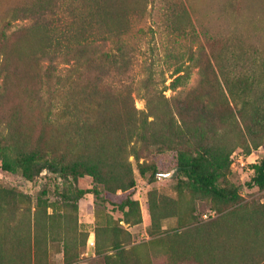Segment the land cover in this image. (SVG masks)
<instances>
[{
	"label": "trees",
	"instance_id": "1",
	"mask_svg": "<svg viewBox=\"0 0 264 264\" xmlns=\"http://www.w3.org/2000/svg\"><path fill=\"white\" fill-rule=\"evenodd\" d=\"M164 1L171 9L167 13V44L157 41L154 31L153 39L137 42L132 38L133 33L143 34L145 29L139 25L133 31L135 22L157 17L159 4ZM176 9L172 0H31L14 6L0 27V40H7L13 21H28L29 40L24 53L35 60L41 71L38 93L40 100L45 97V119L52 129L58 127L63 131L64 144L48 153L37 146L19 150L3 125L0 127L2 169L19 173L28 180L44 170L61 178L89 175L111 191L133 193L136 180L131 157L137 161L142 175L148 170L155 175L156 166L140 162L144 154L154 149L175 150L178 170L206 195L233 199L234 195L221 188L218 181L230 167L231 154L237 148L250 153L262 144L264 123L256 120L255 109L252 111L250 105L263 104L264 100L248 97L253 86L238 94L243 105L231 123L238 140L228 142L223 138L227 131L225 127L220 131L221 124L213 118L214 104H223L229 97L218 74L210 62L202 60L200 48L181 52L168 45L189 34L186 27L180 26L181 21L190 18L189 9ZM97 43H110L114 49L102 55L90 53L88 50ZM138 56L144 71L142 78L135 84L109 83L111 77L126 75L139 60ZM10 61L9 52L2 47L0 96L7 89ZM193 66L200 71L198 89L185 95L176 94L189 79ZM89 69L93 81L82 85L84 71ZM168 78L171 80L167 83ZM169 89L171 95L166 93ZM135 93L145 99V109L136 107ZM62 109L64 114L59 115L58 110ZM256 131L258 135L249 136ZM251 167L254 175L247 185L264 188V158ZM89 192L98 193V190L81 189L79 197ZM135 204L129 195L117 206L128 215L126 207L134 210ZM226 216L233 220L227 229L232 233L227 232L226 236L235 239L237 234L240 243L247 240L241 246L243 249L232 254L222 249L216 252L209 230L211 223H198L189 230L195 249L188 250L185 259L197 264H264V203L254 208L242 204ZM221 234L217 233V237ZM217 243L218 247L222 246L220 240ZM34 245L35 236L29 234L27 247L19 252H9L0 246V264H35ZM78 245L75 243L71 252L68 248L64 251L65 264L78 259L81 253ZM122 246L115 242L107 246L108 251L115 250L119 259L113 264H129ZM168 256L171 261L173 253L169 252Z\"/></svg>",
	"mask_w": 264,
	"mask_h": 264
},
{
	"label": "rangeland",
	"instance_id": "2",
	"mask_svg": "<svg viewBox=\"0 0 264 264\" xmlns=\"http://www.w3.org/2000/svg\"><path fill=\"white\" fill-rule=\"evenodd\" d=\"M28 2L31 0H0V27L14 6ZM172 2L176 10L189 9L190 18L180 22L189 34L168 45L181 52L201 49L202 60L210 62L229 97L223 104H214L213 118L221 124L220 131L226 128V134L222 135L225 140H238L231 123L237 119L238 109L243 105L239 96L247 86H253L248 97L264 100V0ZM169 6L164 1L159 4L157 17L141 23L137 20L133 31L141 25L145 32L135 31L132 38L137 42L143 38L150 40L154 38V31L157 41L166 45ZM27 22L25 19L13 21L7 40H0V50L3 47L11 56L7 89L5 95L0 96V127H6L19 150L37 146L48 153L63 146L64 133L58 127L52 129L46 122L45 97L40 100L38 93L41 71L23 49L29 40ZM113 47L110 43H97L88 51L102 55L113 51ZM137 58L139 60L126 75L116 73V78L107 79L109 83L135 84L133 82L142 78L141 57ZM82 78V85H90L93 73L85 70ZM170 80L168 78L167 83ZM199 81V67L193 66L189 79L175 93L193 92L198 89ZM166 93L173 92L169 89ZM134 99L137 108H146L145 99L138 93L134 94ZM250 107L252 111L255 109L256 120L263 124L264 102ZM58 113L63 115V109ZM258 134L256 131L249 136ZM263 158L264 139L250 153L239 147L231 154L230 167L218 181L221 188L234 195L233 199L226 200L206 195L200 186L179 171L175 150L154 149L144 154L140 162L156 166L158 173L155 175H151V170L142 175L137 161L131 157L136 180L133 193L130 190L111 191L89 175L61 178L44 170L28 180L19 173L3 170L0 162V246L9 252H19L27 247L26 236L32 234L35 236V264H65L64 251L71 252L75 243L79 244L81 253L69 264H113L119 259L115 250L108 251L107 246L114 242L123 245L129 264H197L185 259L187 251L195 249L189 230L198 223L208 222L216 252L219 249L230 254L238 252L247 240L240 243L237 234L235 239L226 236L233 224L226 214L242 204L254 208L264 203V188L247 185L254 175L251 164ZM93 188L98 193L89 192L79 197V190ZM129 195L136 204L134 210L126 207L127 215L117 205ZM234 230L237 233V226ZM217 233L222 234L217 237ZM218 240L222 246L218 247ZM169 252L173 253L171 261Z\"/></svg>",
	"mask_w": 264,
	"mask_h": 264
},
{
	"label": "built area",
	"instance_id": "3",
	"mask_svg": "<svg viewBox=\"0 0 264 264\" xmlns=\"http://www.w3.org/2000/svg\"><path fill=\"white\" fill-rule=\"evenodd\" d=\"M90 243H91V244H94V242H93V241H91Z\"/></svg>",
	"mask_w": 264,
	"mask_h": 264
}]
</instances>
